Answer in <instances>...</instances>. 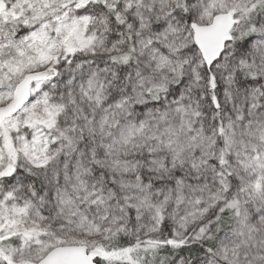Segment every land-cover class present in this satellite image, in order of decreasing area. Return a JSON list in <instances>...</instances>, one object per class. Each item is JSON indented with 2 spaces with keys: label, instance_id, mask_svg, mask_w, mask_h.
I'll return each instance as SVG.
<instances>
[{
  "label": "snow or ice",
  "instance_id": "obj_1",
  "mask_svg": "<svg viewBox=\"0 0 264 264\" xmlns=\"http://www.w3.org/2000/svg\"><path fill=\"white\" fill-rule=\"evenodd\" d=\"M0 264H264V0H0Z\"/></svg>",
  "mask_w": 264,
  "mask_h": 264
}]
</instances>
